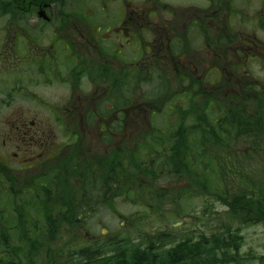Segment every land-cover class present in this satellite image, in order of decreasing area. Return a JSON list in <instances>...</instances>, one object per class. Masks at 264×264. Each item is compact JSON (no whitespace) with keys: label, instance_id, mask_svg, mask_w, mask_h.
Here are the masks:
<instances>
[{"label":"flooded vegetation","instance_id":"af4514ba","mask_svg":"<svg viewBox=\"0 0 264 264\" xmlns=\"http://www.w3.org/2000/svg\"><path fill=\"white\" fill-rule=\"evenodd\" d=\"M1 5L0 193L21 229L38 207L37 234L75 217L61 227L77 225L81 244L118 245L94 218L121 219L122 199L153 215L157 190L171 213L191 159L215 163L223 147L208 120L264 119V0H20L17 16ZM41 107L58 128L37 126ZM247 142L228 140L235 160Z\"/></svg>","mask_w":264,"mask_h":264},{"label":"trees","instance_id":"16d2710c","mask_svg":"<svg viewBox=\"0 0 264 264\" xmlns=\"http://www.w3.org/2000/svg\"><path fill=\"white\" fill-rule=\"evenodd\" d=\"M1 1L0 11L2 9ZM19 3L20 0H8L10 15H19L17 9ZM254 109L256 113L259 112L258 105ZM232 119L230 124L223 120L221 125L216 126V128L208 120L209 129L216 132L217 144H219V138L222 139V146L224 147L228 144L229 139L235 141L241 138L243 134H247L249 145L254 147L264 145V127L260 133L250 131L254 124L256 125L264 119L261 121L260 119H248L245 125L243 123L238 124L240 121L235 120V118ZM243 130L245 131L242 133ZM210 153V151L201 152L197 165L201 164L202 166L205 162H209L208 166L211 167L210 159L205 157ZM215 153L218 155L216 162H213L216 168L213 167L212 173L205 174L199 182L192 184L200 188L203 186L209 193L208 195H213L216 202L226 207L228 209L227 219L233 224L239 223L249 226L260 223L264 227V152L255 150L254 153L250 154L253 159H248L249 161L247 159L235 160L233 155L224 149ZM197 165L190 166V170H193ZM213 174H216L214 179L217 186L213 187L214 190L211 192L214 183L211 180ZM3 200H5L4 196L0 193V264H37V257L45 250L41 248L43 244L45 245L43 237L45 236L47 241L48 239H57L61 220L66 221V219L73 220L75 218L60 217V221L51 225L48 234L41 235L31 230L26 221L24 228L21 229L16 214L13 212H10V218L6 219L8 209ZM9 203L11 205L12 200H9ZM153 203H155L154 197ZM239 231V228L233 230L231 226L222 225L221 230L212 234L210 238L203 236L199 241L184 238L174 242L169 249L166 246L171 241V234L166 232L154 233L146 235L142 245L121 239L118 245L103 246L95 251L102 254L100 256L102 258H99V264H244L246 259L240 254L242 237L239 235ZM52 249V245H49L46 252L51 253ZM85 251L88 249L69 253L72 260L70 263L86 264V261L92 260L93 258L86 257ZM129 253L134 254V257L129 259ZM50 256L52 259L53 255ZM261 261L264 263V258Z\"/></svg>","mask_w":264,"mask_h":264},{"label":"rangeland","instance_id":"374dc122","mask_svg":"<svg viewBox=\"0 0 264 264\" xmlns=\"http://www.w3.org/2000/svg\"><path fill=\"white\" fill-rule=\"evenodd\" d=\"M137 88L138 94L139 90H141L143 94L147 92L146 87L143 83H141V86H138ZM61 101L62 100H48V102L50 103ZM4 102L5 100H0V130L4 128L6 129V125L9 122V115L6 114L5 111H3L6 110L4 106H2ZM40 112L42 114V117L36 120V124L38 127H59L56 121L51 119L46 120L43 118L48 116L45 114L46 110L43 107L40 108ZM60 123L65 122L63 121ZM248 159L251 160L253 158L249 157L247 158V160ZM212 166L216 168V165L214 163L212 164ZM215 176L216 174H213L211 177V180L214 181L211 192H213L214 188L217 186V184H215ZM200 193V198L185 200L170 198V202H175L170 205V207L179 210V213L168 215V217L166 218H163V216H142L144 213L141 208L136 206L130 200L122 199L119 202V206L120 212L124 213L123 218L119 220H113V218L110 216L101 215L94 218V222L100 221L102 222L105 229H109L111 231H119L120 240L123 239L131 241L133 242V244L137 245H142L143 238H146V235L162 233L165 228H167V231L165 232L171 234V241L166 246L167 249L171 248L174 242H178L181 239L185 238L187 240L199 241L203 236L206 238H210L212 234L216 233L218 230H221L222 225L231 226L233 230H236L238 228L240 229L239 235L242 237L240 254L246 259L244 264H264L261 261V259L264 258L263 225H261L260 223L249 226L241 225L239 223L233 224L227 219L228 209L222 204L216 202L213 195H208L209 193L206 192L203 186L200 188ZM32 209L33 210H27L26 208L25 221L28 222V220L30 219L40 226H43V223L41 222L43 216L40 212H38L39 208L37 207ZM136 213L140 215L134 216V214ZM7 214L8 217L6 218L9 219L10 215L9 213ZM17 218L18 217H16V219ZM101 230V227L96 226L93 232L96 231L97 235H99ZM78 236H81V234L76 230H73L70 233L62 232L61 230H59L56 241H62V243L54 244L52 246L54 250L52 249L51 253L46 252L49 245L43 244V247L41 248L45 250L37 257V264H43L45 261V264H72L70 263L72 260L70 259L69 253L85 248V245L83 244L72 242V240ZM97 248L98 247H94L93 250H96ZM50 255H53L52 259H50Z\"/></svg>","mask_w":264,"mask_h":264},{"label":"bare ground","instance_id":"6f19581e","mask_svg":"<svg viewBox=\"0 0 264 264\" xmlns=\"http://www.w3.org/2000/svg\"><path fill=\"white\" fill-rule=\"evenodd\" d=\"M263 127H264V121H262V122H260V123H258L256 125L254 124L252 126V129H250V131L252 133H260V130H262ZM221 149H224L226 152H228V150H229L226 146L222 147ZM219 154H221V153L219 152ZM217 156L218 155H216V158H217ZM191 161L193 163H197L198 158L197 157H193L191 159ZM211 162L213 163V161H211ZM211 162H210L211 167L208 166L209 162H205L204 165H202L203 168H202V166L200 164V165H197L193 170H190L188 172V176H189L188 179H190V180H192L194 182H199L201 180V178L205 174L212 173L213 172V166H212ZM84 247H85L84 249H88V251H85L86 257L93 258L92 260H89L90 262L86 261V264H99V258H102V257H100V256H102V254H100L99 252H96L95 250H93L94 247H90V246H87V245H85ZM98 248H100V247H98ZM84 249H81V250H84ZM128 257H129V259H131L132 257H134V254L129 253ZM45 263H46V261L43 264H45Z\"/></svg>","mask_w":264,"mask_h":264}]
</instances>
